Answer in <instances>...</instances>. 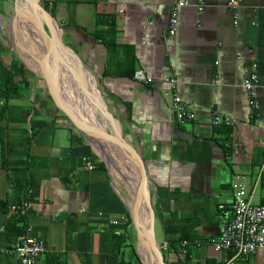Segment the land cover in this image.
<instances>
[{
  "label": "crops",
  "instance_id": "obj_1",
  "mask_svg": "<svg viewBox=\"0 0 264 264\" xmlns=\"http://www.w3.org/2000/svg\"><path fill=\"white\" fill-rule=\"evenodd\" d=\"M239 1L236 25L228 0H203L202 12L179 9L177 31L169 35L175 0H39L61 27L64 48L94 75L121 124L120 133L106 120V131L121 136L143 169L157 241L188 235L187 246L167 250L166 264H264L259 254L242 258L212 242L232 215L226 206L236 187L246 188L252 204L264 205V0ZM12 10L13 0H0V264H20L6 253L18 238L7 230L11 207L25 201L31 206L17 213L18 226L46 248L37 264L129 260L135 233L120 199L124 182L108 174L69 121L65 93L19 60ZM97 16L103 41L95 36ZM254 65L259 107L251 116L242 83ZM138 70L148 83L133 79ZM9 71L16 85L5 101ZM171 78L180 97L197 106L191 124L175 118ZM215 112L234 125L210 126ZM83 158L95 168L84 170ZM121 215L128 223L115 236L109 219Z\"/></svg>",
  "mask_w": 264,
  "mask_h": 264
},
{
  "label": "water",
  "instance_id": "obj_2",
  "mask_svg": "<svg viewBox=\"0 0 264 264\" xmlns=\"http://www.w3.org/2000/svg\"><path fill=\"white\" fill-rule=\"evenodd\" d=\"M12 15L13 50L19 60L38 78L65 93L69 121L86 136L108 174L123 180L126 195L121 194L120 199L135 232L134 249L140 264H166L154 232L145 174L121 136L116 131L107 133L108 122L110 130L117 128L120 133L121 124L108 111L94 75L79 62L76 53L64 48L61 27L39 0H13Z\"/></svg>",
  "mask_w": 264,
  "mask_h": 264
},
{
  "label": "built area",
  "instance_id": "obj_3",
  "mask_svg": "<svg viewBox=\"0 0 264 264\" xmlns=\"http://www.w3.org/2000/svg\"><path fill=\"white\" fill-rule=\"evenodd\" d=\"M239 0H228L226 6L233 12L234 25L237 24V16L234 11L239 7ZM183 7H195L198 12H202L205 5L203 0H196L192 3L190 0H175V3L170 11L168 21V34L174 35L178 26V11ZM256 66H253V71L244 78L242 87L247 94V103L251 112V116L255 114L259 107L258 89L260 87L259 78L255 71ZM133 79L137 82L148 83L149 80L142 71H136L133 74ZM219 79V78H218ZM168 83L173 92L172 95V110L177 122L181 125L193 123L196 117V105H190L183 100L175 91L178 83L177 78H171ZM209 125L212 127L233 126L234 121L228 115L221 113H213L209 120ZM84 170L91 171L95 168V164L87 158H83ZM29 201H25L20 205L11 207L14 213H22L30 208ZM224 209L223 205L219 206ZM232 212L228 222L220 232L219 237L212 241L217 251H234L237 256L248 258L252 255L259 254L264 260V205H254L247 194L244 186L236 187L232 201L226 206ZM110 224L116 229L115 236H121L123 231L120 226H125L128 223V218L125 215L110 217ZM181 247L188 245V241H182ZM163 252H167L168 242L161 245ZM46 251L43 241L34 238L30 235L28 229L25 233L18 236L16 243L10 249L6 250L7 254L14 255L18 258L20 264H37L39 257ZM181 255L177 254V258Z\"/></svg>",
  "mask_w": 264,
  "mask_h": 264
},
{
  "label": "trees",
  "instance_id": "obj_4",
  "mask_svg": "<svg viewBox=\"0 0 264 264\" xmlns=\"http://www.w3.org/2000/svg\"><path fill=\"white\" fill-rule=\"evenodd\" d=\"M43 8H44V10L46 12L49 13V10L46 7H43ZM95 25L97 27L96 30H95V36L97 38H100L101 41L105 40V35L102 36V34H100V31H99L100 28L103 26L102 17H100V16L98 17L97 16ZM109 25H110V28L107 31V34H108L107 36L110 37L109 39L112 40L114 38V29H113L114 25H113L112 22ZM133 74L134 73L132 72V75ZM14 77H15V74L9 71L7 79H6V82H5L4 89H3V92H2V94H3L4 98H5V101L7 99V96L9 94V92L11 91V89L16 85L14 83ZM3 109H4V105H2L1 110H0V118L2 116L1 112H2ZM12 214H13L12 217H14L13 218L14 220H12L9 223L7 231H8L9 235L13 236L16 239L18 236H20L22 233H24V227L23 226H21V227L18 226V222H20L21 218L19 216H17V213L12 212ZM130 225H131V223H130V220H129V226ZM187 237H188L187 234H182V235H180L178 237L177 241H170L168 243V249L167 250L171 249V251H175V253L178 252L177 250L180 251L179 243H181L182 241H187L186 240ZM125 240H126V237H123L122 238V242H125ZM176 245H177V247H176ZM129 246H130L131 258L129 260H125L123 257H121L115 264H140V262L138 260V257L136 255L134 247L132 246V244H130ZM164 259H165V257H164ZM110 260L113 261V260H116V259L113 258V257H111V258L109 257L108 258V262H110Z\"/></svg>",
  "mask_w": 264,
  "mask_h": 264
},
{
  "label": "rangeland",
  "instance_id": "obj_5",
  "mask_svg": "<svg viewBox=\"0 0 264 264\" xmlns=\"http://www.w3.org/2000/svg\"><path fill=\"white\" fill-rule=\"evenodd\" d=\"M134 233H135V232L133 231V235H134ZM163 254H164V257H166V252H163Z\"/></svg>",
  "mask_w": 264,
  "mask_h": 264
}]
</instances>
